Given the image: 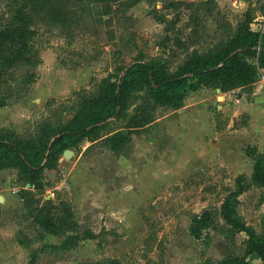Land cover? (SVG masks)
I'll list each match as a JSON object with an SVG mask.
<instances>
[{
    "label": "rangeland",
    "instance_id": "1",
    "mask_svg": "<svg viewBox=\"0 0 264 264\" xmlns=\"http://www.w3.org/2000/svg\"><path fill=\"white\" fill-rule=\"evenodd\" d=\"M169 1L176 0H126L105 22L90 20L70 34L27 13L30 31L22 37L21 55L0 78V136L29 135L41 122L56 135L80 103L98 96L107 79L133 61H162L175 72L189 50L169 37L190 34L189 49L205 53L243 23L260 31L264 21V0H179L167 6ZM13 7L14 0H0V20ZM247 91L212 90L211 100L199 89L187 92L180 108H158L154 121L121 156L102 142L123 125L124 115L68 145L70 157L59 155L33 182L19 179L15 168L0 169V264H26L30 250L41 246L36 264H84L107 257L123 264H217L230 252L243 253V233L231 242L211 230L205 242L190 235L189 224L193 213L220 205L238 174L252 172L253 161L244 152L249 144L232 132L245 121L242 114L233 116L232 105ZM22 190L66 202L70 230L40 228L26 215ZM260 191L243 192L236 207L259 233ZM86 230L95 237L50 246ZM248 259L260 263L254 254Z\"/></svg>",
    "mask_w": 264,
    "mask_h": 264
},
{
    "label": "trees",
    "instance_id": "2",
    "mask_svg": "<svg viewBox=\"0 0 264 264\" xmlns=\"http://www.w3.org/2000/svg\"><path fill=\"white\" fill-rule=\"evenodd\" d=\"M125 2L14 0L10 15L0 20V78L2 72L12 67L21 55L18 49L24 47L22 37L30 31L26 26L27 13H34L47 23L57 24L65 33L70 34L84 23L86 27L90 20L105 22L115 11V6ZM178 2L169 1L167 6ZM158 20L164 22L165 18ZM187 25L190 31L193 30L191 22ZM192 34H195L194 30ZM169 38L177 46L189 50L188 59L175 72H169L166 63L162 61H133L118 76L108 78L98 96L79 104L66 127L56 134L60 136L52 141L49 151L48 145L56 135L49 134L42 122L26 136L17 134L12 139L1 135L0 169L15 168L19 179L24 176L25 180L33 182L41 177L44 167L57 159L68 145L106 126L119 115L125 116L123 125L107 135L102 143L117 156L127 154L136 136L154 121L158 108L178 109L183 105L187 92L203 86L219 88L223 92L237 88H247L249 91L259 70L264 69V27L261 32L243 23L235 35L220 41L205 53L195 47L189 49L194 38L190 34L186 39L177 34ZM130 106L133 107L131 112L128 111ZM244 150L253 161L250 176L238 174L235 188L228 191L220 205L193 213L189 224L190 235L197 239L206 238L205 242L209 238L206 233L211 230L223 233L231 242L238 234H244L243 253L230 252L219 259L217 264H253L248 259L251 254L259 258V264H264V215L261 220L262 231L259 233L240 218L236 211L239 196L251 187L261 188L259 199L264 203V151H258L254 146H247ZM20 197L27 217L43 230H70L73 218L66 202L37 198L28 190H22ZM94 237L91 230L81 234L69 233L61 244L50 246H67L69 241ZM43 250V246L32 248L26 264H36ZM84 264L123 263L117 258L107 257Z\"/></svg>",
    "mask_w": 264,
    "mask_h": 264
},
{
    "label": "crops",
    "instance_id": "3",
    "mask_svg": "<svg viewBox=\"0 0 264 264\" xmlns=\"http://www.w3.org/2000/svg\"><path fill=\"white\" fill-rule=\"evenodd\" d=\"M198 89L206 93L204 95L207 100H211L212 90L221 92L219 88L205 86ZM234 101L233 116L237 118L239 114H242L245 118L240 126L233 128L234 136H241V139H244L249 146L256 147L258 151H264V69L259 70L251 89L247 93L238 94Z\"/></svg>",
    "mask_w": 264,
    "mask_h": 264
},
{
    "label": "water",
    "instance_id": "4",
    "mask_svg": "<svg viewBox=\"0 0 264 264\" xmlns=\"http://www.w3.org/2000/svg\"><path fill=\"white\" fill-rule=\"evenodd\" d=\"M58 136H60V134H58V135H56L55 137L52 138V140L50 141V143H49V145H48V151H49V149H50V147H51L52 141H53L56 137H58ZM48 151H47V153H46V157L48 156ZM71 154H72V150L69 149V148L64 149V151H63V153H62V155H63L65 158H69ZM49 174H51V172H49Z\"/></svg>",
    "mask_w": 264,
    "mask_h": 264
},
{
    "label": "built area",
    "instance_id": "5",
    "mask_svg": "<svg viewBox=\"0 0 264 264\" xmlns=\"http://www.w3.org/2000/svg\"><path fill=\"white\" fill-rule=\"evenodd\" d=\"M263 27H264V21H263V25L261 27V32L263 31ZM237 89H231V90H228V93H235Z\"/></svg>",
    "mask_w": 264,
    "mask_h": 264
}]
</instances>
